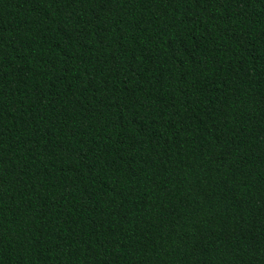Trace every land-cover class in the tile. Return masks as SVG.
Here are the masks:
<instances>
[{
  "label": "trees",
  "instance_id": "16d2710c",
  "mask_svg": "<svg viewBox=\"0 0 264 264\" xmlns=\"http://www.w3.org/2000/svg\"><path fill=\"white\" fill-rule=\"evenodd\" d=\"M0 264H264V0H0Z\"/></svg>",
  "mask_w": 264,
  "mask_h": 264
}]
</instances>
